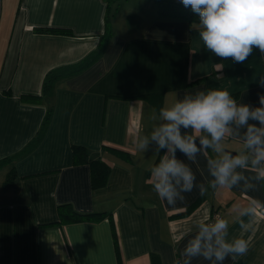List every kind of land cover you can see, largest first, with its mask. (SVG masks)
<instances>
[{
	"label": "crops",
	"instance_id": "0c3cea01",
	"mask_svg": "<svg viewBox=\"0 0 264 264\" xmlns=\"http://www.w3.org/2000/svg\"><path fill=\"white\" fill-rule=\"evenodd\" d=\"M163 1L181 0H136L134 10L131 2L120 14L117 2L106 50L61 80L42 139L29 153L13 158L34 137L46 110V103L23 102L20 96L39 94L48 70L98 47L106 2L0 0V264H151V253L161 264H182L181 252L196 225L218 218L228 221L227 239L242 237L249 243L246 255L223 264H264V181L252 179L254 169L238 171L255 189L245 191L241 181L232 189L208 187L201 196L194 188L185 193V202L171 206L152 186L151 168L159 163L160 149L154 141L145 152L134 147L136 137L150 135L159 123V110L185 94L228 90L237 103L254 107L264 94L258 84L264 75L259 49L242 64L215 56L199 38V18L161 14ZM36 27L67 28L71 35L37 32ZM181 132L192 134L191 129ZM239 132L223 142L232 155L246 152V128ZM72 144L109 165L105 186L91 188L88 165L73 163ZM166 152L162 149V155ZM176 155L192 168L196 183L207 187L212 179L207 160L216 154L208 149L197 154L196 162L179 150ZM196 200L189 214L173 216ZM64 203L104 216L58 224L57 205ZM251 203L256 214L241 217L242 207ZM192 264L210 262L201 257Z\"/></svg>",
	"mask_w": 264,
	"mask_h": 264
},
{
	"label": "clouds",
	"instance_id": "9594fccd",
	"mask_svg": "<svg viewBox=\"0 0 264 264\" xmlns=\"http://www.w3.org/2000/svg\"><path fill=\"white\" fill-rule=\"evenodd\" d=\"M181 3L198 14L199 38L204 48L215 56L242 64L257 48L264 57V0H181ZM258 84L264 87V75ZM259 104L254 107L237 103L228 90L206 89L185 94L171 106L162 107L159 123L150 135H139L133 140L134 147L143 152L153 141L158 149H167L151 168L152 186L159 199L175 206L185 202V193H191L194 188L203 196L208 187L232 189L241 181H245V191L255 189L256 185L238 169L252 168L256 171L252 179L264 181V94L259 95ZM250 121H257L259 126ZM181 128L191 129L192 134H182ZM243 128H246L243 134L246 152L232 155L225 151V138L239 136ZM208 149L216 155L207 160L212 179L206 187L196 183L192 168L178 159L176 152L179 150L188 161L196 162L197 154ZM255 214V203L243 206L240 211L241 217ZM239 223L241 230H246L243 219ZM228 232V221L223 218L213 223H198L195 235L181 252L182 264H192L194 258L201 257L210 264H223L229 257L235 260L246 255L248 241L242 237L229 240Z\"/></svg>",
	"mask_w": 264,
	"mask_h": 264
},
{
	"label": "trees",
	"instance_id": "16d2710c",
	"mask_svg": "<svg viewBox=\"0 0 264 264\" xmlns=\"http://www.w3.org/2000/svg\"><path fill=\"white\" fill-rule=\"evenodd\" d=\"M115 0H105L106 2V14H105V31L100 37L99 45L96 49L88 52L81 59L55 66L48 70L43 77L41 91L39 94H22L20 99L23 102H29L34 104L46 103V110L43 116L42 122L31 140L27 142L25 146L17 153L10 157L18 158L29 153L37 143L42 139L49 125L53 104L51 99L54 95L56 86L61 80L75 75L94 63L106 50L113 35V30L110 25V17L113 16L117 9V3L113 7ZM160 1V0H159ZM159 12L164 15H170L174 17H182L187 20L199 18L198 14L194 13L190 7L183 6L181 1H163L159 7ZM37 32L42 33H54L71 35V31L67 28L56 27H36ZM150 96V95H148ZM72 160L74 164H87L90 171V186L92 189H98L105 186L109 176V165L100 158L89 157L88 149L82 145H71ZM162 155V149L159 150L157 158ZM3 160H0V165ZM198 200L190 204L185 210L173 214V216H184L191 212V210L197 205ZM104 216V212H78L72 208L68 203L57 205V222L58 224H64L68 222L79 221H93L98 220ZM151 264H161V261L157 254L151 253Z\"/></svg>",
	"mask_w": 264,
	"mask_h": 264
},
{
	"label": "rangeland",
	"instance_id": "374dc122",
	"mask_svg": "<svg viewBox=\"0 0 264 264\" xmlns=\"http://www.w3.org/2000/svg\"><path fill=\"white\" fill-rule=\"evenodd\" d=\"M134 1H136V0H128V3L123 4V3H122L123 0H115L114 3H117V2L119 3L118 10L120 11V12H119V14H120L121 12H123V13H124V12H127V10H128L127 8H128V6H129V4H130L131 2H132V3H131V5L129 6V7H130V10H134V7L136 8V4L134 3ZM133 3L135 4V6L133 5ZM123 6H124L126 9H125V8L122 9ZM148 9H149V8L147 7V10H148ZM132 16H133V15H131V17H132ZM223 145H224V144H223ZM157 148H158V145L156 144V148H155V149H157Z\"/></svg>",
	"mask_w": 264,
	"mask_h": 264
},
{
	"label": "built area",
	"instance_id": "2783aa9c",
	"mask_svg": "<svg viewBox=\"0 0 264 264\" xmlns=\"http://www.w3.org/2000/svg\"><path fill=\"white\" fill-rule=\"evenodd\" d=\"M215 216L218 218L219 217V215L218 214H215Z\"/></svg>",
	"mask_w": 264,
	"mask_h": 264
},
{
	"label": "water",
	"instance_id": "95a60500",
	"mask_svg": "<svg viewBox=\"0 0 264 264\" xmlns=\"http://www.w3.org/2000/svg\"><path fill=\"white\" fill-rule=\"evenodd\" d=\"M230 153V152H229Z\"/></svg>",
	"mask_w": 264,
	"mask_h": 264
}]
</instances>
